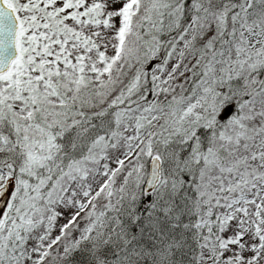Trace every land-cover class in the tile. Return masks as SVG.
Listing matches in <instances>:
<instances>
[{
  "label": "snow or ice",
  "instance_id": "obj_1",
  "mask_svg": "<svg viewBox=\"0 0 264 264\" xmlns=\"http://www.w3.org/2000/svg\"><path fill=\"white\" fill-rule=\"evenodd\" d=\"M0 264H264V0H0Z\"/></svg>",
  "mask_w": 264,
  "mask_h": 264
}]
</instances>
